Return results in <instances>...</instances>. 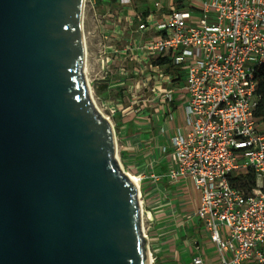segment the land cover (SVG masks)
Wrapping results in <instances>:
<instances>
[{
  "label": "water",
  "instance_id": "1",
  "mask_svg": "<svg viewBox=\"0 0 264 264\" xmlns=\"http://www.w3.org/2000/svg\"><path fill=\"white\" fill-rule=\"evenodd\" d=\"M84 9L0 0V264H153L87 82Z\"/></svg>",
  "mask_w": 264,
  "mask_h": 264
},
{
  "label": "built area",
  "instance_id": "2",
  "mask_svg": "<svg viewBox=\"0 0 264 264\" xmlns=\"http://www.w3.org/2000/svg\"><path fill=\"white\" fill-rule=\"evenodd\" d=\"M117 1L119 9L98 16L103 38L111 39L99 61L107 73L123 77L125 89L104 105L113 115L123 99H136L131 80L142 75L137 85L151 92L157 113L168 112L172 119L170 103L182 92L184 125L161 146L171 155L163 176L173 185L190 180L200 190L189 218L206 228L218 254L215 264H264V128L255 115L256 71L264 64V0H180L181 6L171 4L166 11L155 2L147 14L127 13L133 0ZM125 36L130 39L120 48ZM121 55L132 65L114 67ZM178 65L183 71L176 72ZM136 175L144 181L142 173ZM248 175L254 183L240 186ZM144 234L148 238L145 229ZM192 264L205 261L194 256Z\"/></svg>",
  "mask_w": 264,
  "mask_h": 264
},
{
  "label": "crops",
  "instance_id": "3",
  "mask_svg": "<svg viewBox=\"0 0 264 264\" xmlns=\"http://www.w3.org/2000/svg\"><path fill=\"white\" fill-rule=\"evenodd\" d=\"M102 1L104 4V0ZM147 1L142 5L144 9L137 10L134 6V9H128L127 13L147 14L150 10L155 9V2L162 3L165 11L171 4L181 5L180 0L177 2L176 0H155L154 4L150 3L152 0ZM113 6L114 9L120 8L117 0ZM110 25L113 26L112 23ZM128 39L130 38L125 36V40L121 42L123 46ZM116 65L117 67L121 66ZM103 78L96 82L99 96H106L104 101H117L122 96V90L119 86L124 81L123 77H117L113 81L111 79L115 76L106 73ZM112 88L117 89L115 95H112L113 91L110 93ZM183 100V93L176 92L173 101L170 103L172 119H169L168 112L167 114H159L155 108L151 112L145 105L141 109H136L133 107V99L130 98L123 99L118 104L113 116L116 114L120 117L117 128L121 135V147L127 165L132 171L142 173L145 176L143 192L148 209H145L143 214L151 230L150 237L148 236V244L150 249L152 248V252L156 254L157 263L192 264L194 256H201L205 264H215L218 260V254L206 228L201 221L189 218V213L199 204L200 199L193 182L185 180L179 185H173L163 176L168 168L171 155L169 149L164 152L161 150V146L168 145L172 132L177 127L184 125V113L182 104H180ZM180 118L181 122L183 121L182 125L177 121ZM153 173L158 175L157 179L151 176ZM181 228L182 234H185L187 229H194L195 233H193L192 239L182 240L177 237L178 232L176 231ZM191 243H194V247L190 248V252L188 248Z\"/></svg>",
  "mask_w": 264,
  "mask_h": 264
},
{
  "label": "rangeland",
  "instance_id": "4",
  "mask_svg": "<svg viewBox=\"0 0 264 264\" xmlns=\"http://www.w3.org/2000/svg\"><path fill=\"white\" fill-rule=\"evenodd\" d=\"M134 1V6L136 7L137 10L140 9H144V6H142L144 3L148 2L147 0H133ZM179 0H176V2ZM104 4L102 0H85V9H84V32H85V38H86V46H87V58H86V64H87V72H86V76H88L90 84H91V88H92V97L96 103V105L98 106L99 110L106 116H110L111 121L113 122L114 126H115V130H116V139H117V153H118V160H116V163H120V165L122 166V168L125 170V172H130L133 174H138V172L132 171V169L127 165L126 160H125V156L123 154V150L121 147L122 144V140H121V135L118 131V123H119V119L120 117L118 115H111L110 111L106 108V106L104 105V99L106 96H99V93L96 89V82L100 81L101 79H104L103 76L106 75L107 71L105 69H103L101 67V63L99 61V55H100V49L101 47L105 44L106 42H110L111 39H104L102 36V30H101V24L98 20V16L104 14L108 9L113 10L114 6L113 3L115 2V0H104ZM155 0L150 1V3L154 4ZM178 5V4H177ZM182 5V4H181ZM116 7V6H115ZM116 9H119L118 7ZM194 19H196V17H194ZM141 20L137 19L135 20L136 24L139 23ZM103 28L109 30L111 29V25L108 22L103 21ZM134 38H140L141 35L135 34L133 36ZM120 48H123V44H119ZM116 64L119 65H125V66H129L132 65L131 62H129V60H123V55H121L120 57H118L117 61L114 62L113 66L117 67ZM179 66V65H178ZM179 70L183 69L179 66V69H176V72H178ZM115 78L111 79V80H116V78H120L121 75H119L118 73L114 74ZM135 78L131 81L132 82V87L137 95L136 99H133V107L137 108L140 107L141 104H145V107L148 108V111L153 112L154 108H155V103L152 102L151 99V92L149 91H145V89H143V85L140 84L139 86L137 85V81H139L142 78V75H135ZM184 77V75H183ZM183 83V78L181 77L180 80V84ZM177 85H179L177 83ZM119 88L125 89V84H121V86H119ZM118 88V89H119ZM113 91V93H112ZM117 92L116 88H112L111 92L112 95H115ZM177 93H179V90H177ZM110 95V94H109ZM184 95V94H183ZM108 97V96H107ZM127 102L129 103V100H127ZM184 100L180 102V104H182V111H183V106H184ZM181 112V111H180ZM184 113V112H183ZM179 124L182 125L181 122V118L179 120H177ZM261 128H264V124L261 123L260 124ZM144 181L140 182V191H141V199L143 201V208L148 209V204L147 202H145V197H144V192H143V185ZM195 190L197 192V194L200 197V190H198L196 188V186L194 185ZM143 224H144V229L147 232L148 236L150 237V228L148 226V221L146 220L144 214H143ZM182 228L179 229L177 233V237H179L180 239H192L193 237V233H195L194 229H187L185 234H182ZM146 249L148 251V253H153V257L156 256V254L154 252H152V248L150 249L149 246V242H148V238L146 237ZM194 243L190 244V247L188 248L190 250V248H193ZM148 247V248H147ZM191 252V250H190ZM156 258V257H155ZM153 264H158L156 259L153 262Z\"/></svg>",
  "mask_w": 264,
  "mask_h": 264
},
{
  "label": "trees",
  "instance_id": "5",
  "mask_svg": "<svg viewBox=\"0 0 264 264\" xmlns=\"http://www.w3.org/2000/svg\"><path fill=\"white\" fill-rule=\"evenodd\" d=\"M177 6L181 5L178 4ZM256 77L258 80L257 93L259 98L255 115L264 124V64L257 69ZM250 183H254V177L248 175L247 181H241L239 185L246 188Z\"/></svg>",
  "mask_w": 264,
  "mask_h": 264
},
{
  "label": "bare ground",
  "instance_id": "6",
  "mask_svg": "<svg viewBox=\"0 0 264 264\" xmlns=\"http://www.w3.org/2000/svg\"><path fill=\"white\" fill-rule=\"evenodd\" d=\"M85 72H87V64H85ZM87 82L89 83V89H90V92L92 93V88H91V84H90L88 76H87ZM116 155L118 156L117 152H116ZM127 173L129 175L130 179L133 181V183L137 186V188H139L140 187V182H139L138 176L136 174L130 173L128 171H127ZM140 202H141V205H142V211L144 212L143 201H142L141 197H140ZM143 227H144V224H143ZM149 256H150V262L152 263L153 262V258L151 256L150 252H149Z\"/></svg>",
  "mask_w": 264,
  "mask_h": 264
}]
</instances>
